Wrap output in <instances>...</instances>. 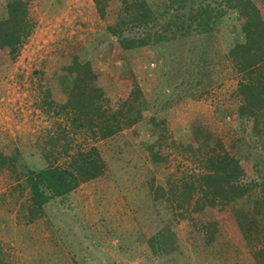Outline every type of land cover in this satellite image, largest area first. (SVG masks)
<instances>
[{
    "label": "rangeland",
    "instance_id": "374dc122",
    "mask_svg": "<svg viewBox=\"0 0 264 264\" xmlns=\"http://www.w3.org/2000/svg\"><path fill=\"white\" fill-rule=\"evenodd\" d=\"M10 1L0 0V22ZM124 1L113 0L103 19L93 0H30L32 32L14 62L0 64V264H256L230 211L207 207L203 197L188 213L175 202L182 182L205 170L196 146L186 149L195 138L215 154L259 165L253 178L264 184V132L240 114L243 57L232 52L245 43L237 12L210 34L123 51L108 26ZM145 1L167 13L165 0ZM253 1L264 18V0ZM74 59L96 74L107 107L134 99L142 119L96 143L73 129L59 107ZM93 144L105 174L31 221L27 172L64 164L66 153ZM209 223L217 226L207 235ZM164 226L175 232L178 252L157 257L148 240Z\"/></svg>",
    "mask_w": 264,
    "mask_h": 264
},
{
    "label": "trees",
    "instance_id": "16d2710c",
    "mask_svg": "<svg viewBox=\"0 0 264 264\" xmlns=\"http://www.w3.org/2000/svg\"><path fill=\"white\" fill-rule=\"evenodd\" d=\"M93 1L101 18L107 19L113 0ZM164 6L167 13L161 17L145 0H125L117 22L108 26V32L123 51H130L179 37L210 34L213 25L229 10L237 12L243 24L245 43L232 52L243 57V66L240 64L243 75L238 84L242 101L240 114L254 128L264 132V18L257 4L253 0H165ZM32 29L30 0H11L7 18L0 22V64L3 67L14 62ZM65 72L72 86L60 111L73 129L89 133L94 143L130 129L142 119L143 104L134 99H128L116 111L105 105L97 76L88 64L74 59ZM187 146L186 149L196 146L205 170L184 180L178 197L173 193L177 206L188 213L195 201L203 197L207 207L230 211L252 250L255 263L264 264V184H258L253 178L260 171L259 165L250 167L227 153L215 154L210 149L211 144L202 138H195V143ZM66 155L69 160L64 164L50 163L45 169L27 172L26 185L30 192L27 214L31 221L53 200L66 197L82 184L105 174L106 164L96 144L72 156ZM216 226L217 223L207 224V235L210 228ZM208 237L214 241V235ZM148 245L157 257H169L178 252L177 236L170 226H164L149 238Z\"/></svg>",
    "mask_w": 264,
    "mask_h": 264
}]
</instances>
